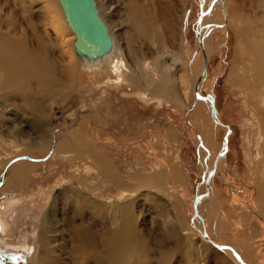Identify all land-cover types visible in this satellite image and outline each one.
<instances>
[{
  "label": "rangeland",
  "instance_id": "obj_1",
  "mask_svg": "<svg viewBox=\"0 0 264 264\" xmlns=\"http://www.w3.org/2000/svg\"><path fill=\"white\" fill-rule=\"evenodd\" d=\"M0 1L4 30L19 27L23 9L31 10L32 26L48 15L42 2L27 9L20 0ZM97 1L120 45L118 58L123 55L140 74L147 75L148 65L158 68L169 85L135 76L108 84L106 79L116 78L110 67L102 73L80 68L74 85L56 72L40 147L25 146L18 134L28 114L19 106L5 110L0 216L8 219L11 234L0 235V264H239L192 227L199 222L193 200L200 192L214 238L249 264H264L258 185L264 179V59L257 63L256 55L264 53V0H226L227 24L204 34L211 53L201 92L213 96L217 117L231 128L225 148L227 128L216 125L211 102L205 100L192 115L190 96L183 93L188 74L202 72L196 29L201 34L216 18L222 21L220 0ZM201 115L207 117L203 132L209 134L210 157L223 151L213 193L204 198ZM81 136L83 149L76 146ZM60 143L65 145L57 153ZM94 155L106 159L108 168L98 169ZM26 165L29 174L21 182L12 179ZM146 177L154 184L143 181ZM12 198L20 199L16 210L3 209Z\"/></svg>",
  "mask_w": 264,
  "mask_h": 264
},
{
  "label": "bare ground",
  "instance_id": "obj_2",
  "mask_svg": "<svg viewBox=\"0 0 264 264\" xmlns=\"http://www.w3.org/2000/svg\"><path fill=\"white\" fill-rule=\"evenodd\" d=\"M20 2L22 3V5L27 4L26 6H24L27 9L30 7V4L32 3L38 4L42 2L43 5L40 7V9L42 10V12H45L48 14V15L46 14L47 16L45 17V19L41 21L43 22L42 25H40L41 23L39 24L37 23L36 26H32V23H35L34 17L31 16V13H27V12H30L31 10L23 9L24 15H22V21L19 20L20 22H17V24L19 23L18 24L19 27L13 28L12 27L13 25L12 26L9 25L4 30V28L2 27V24L4 23V21L1 20L4 12L2 13L1 11L3 9V6H2V2L0 1V6H1L0 7V11H1L0 12V85H1L0 100H3L4 98L3 102L2 103L0 102V118L4 119L5 112H6L5 110H7L9 106L10 107L19 106L20 110L28 114V117H30V119L25 120L26 126L23 127V129L21 127L22 132L20 130L18 131L19 132L18 134L21 136L22 141L25 144V146L40 147L43 144L42 139L45 138L47 134V122H48V117H49L50 108H51V105H50L51 95L55 94V92L52 89L53 87L52 88L50 87L53 86L58 81L57 80L58 75L56 72L61 73V75L65 76V78L67 79L69 83L74 85L77 81V73H78L77 70H79L80 68L88 69L92 73L93 72L102 73L104 71H108L110 67L108 72H111L113 70L114 71L113 75L115 74L116 78L113 79L109 77V79H106L105 83H108V84L119 83V82H122L123 80H127L128 78L131 79V77L135 76L139 78L140 80H143V78L144 80H146V78L149 77V79H153V80L155 79L156 84L162 83V84H165V87H168L169 85L168 82L163 81L162 78L160 77V74H159L160 71L158 68L153 69V68H150L151 66L148 65L147 75H145V73L140 74L138 68L132 69L131 67L128 66V64L125 61V57L123 55L121 56V58H118V52H119L120 45L117 39L115 38V36L113 35L112 29L108 21L106 20L107 17L105 18L102 7L99 5L97 0H95L96 5L99 9L101 16L103 17V19L105 20L109 28V32L112 37V45H111L110 50H108L102 56L94 57V58H87L85 55H79L74 50L73 40H74L75 34L73 30L71 29V27L67 24V21L63 14V10H62L59 0H20ZM220 2H221V7H222V11H220L221 12L220 15L223 14L222 16L223 23H221L222 21L219 22V19L221 18L219 17V18H216L215 20L216 23L213 21L212 25H210L207 30L202 31L201 34L198 31L199 42H201V45L199 44L200 46L198 47L202 50V52L206 53L207 61L209 59L208 56L211 53L210 46L208 45L210 42V37H209V34L207 35V37L206 36L204 37V34H206L207 32L208 33L211 32L213 28L217 26L218 24L226 25L227 24L226 22L228 20L227 19L228 9L226 8L227 2L226 0H220ZM53 3H58V4H53ZM41 16L43 17V15ZM41 16L40 18H42ZM11 19L12 17H10V19L9 18L7 19L8 23L11 22ZM129 33L128 31L125 32V36L129 35ZM256 55L258 58L257 63H260L264 59V56H263L264 53L263 52L258 53L257 51ZM195 70L193 69L192 72L188 74L189 75V89H187V83L185 81L184 90H183V93L186 98L188 94L190 96L189 107L191 106L193 108L191 112L192 115L194 111H199V110L201 111V106L204 105L205 100L208 99L212 104L210 97L204 100L203 98L195 97L196 93L200 96L202 95L201 90L203 86V80L206 76V71H207L205 70L203 72V55H202L201 74H199V72L201 71V68L198 71H195ZM231 72L235 76V77L232 76V78L235 80V78H237L236 77L237 74H235L236 68H232ZM199 77H200V80L198 81ZM151 85H152V88H154V83H152ZM161 88H164V87L161 86ZM61 94H64V93H61ZM165 94H166V91H165ZM214 105H215V101H214ZM198 107H199V110H197ZM212 116H213L214 121L215 119L219 120V118L217 117L218 111H217L216 105H215V111L213 112ZM204 117L205 116L201 115L198 120V124H197L198 129L200 132H202V134L205 133L203 132L204 131L203 128L206 125V119H204ZM218 124L220 123H216V125ZM230 131H231V128H230ZM205 134L204 136H201V140H202L201 142L202 145L200 147V154L202 157L201 163L203 165L205 178L207 177V173L211 172V175L209 177V181L207 185L204 180L203 198L205 197V195L207 196L210 191H212V185H213L212 177L215 174V170L220 169L219 159L223 152V151L220 152L217 155L216 159L211 158L210 154L212 152L210 153V149H209L210 143L208 145L209 134L208 133L206 135ZM227 139H228V136H227ZM84 143H85V139L84 137L81 136L76 141L77 148L83 149ZM64 145L65 144L60 143L56 149V152L62 153ZM67 147L69 148V144H67ZM94 160H95V163L98 169H100V166H103L105 169L108 168L107 167L108 162L106 161V159L94 155ZM28 174H29L28 166L27 165L22 166L16 169L12 179L19 178L21 182L25 178V176ZM157 177H160V175H158ZM259 179H260L258 182L259 196L264 206V179L263 178L261 179L260 177ZM143 181H145L146 183L154 184V180L153 179L150 180L147 177L143 179ZM162 186L163 185L161 184V188H163ZM73 187L74 186H72L71 188ZM125 192L126 191H124V193ZM82 197H83L82 194L79 195V198H82ZM214 199L217 203H219L218 192H215ZM19 200L18 198L17 199L12 198V200L8 203L9 207L2 206V208L7 209L8 211H11L16 207V204L19 202ZM205 200L203 201L202 193L200 192L198 201L196 203V212H195L196 215L199 214L197 218L199 222L196 221L195 222L196 226L192 225V227L195 228V231H197L198 233H201L202 236L205 238V240L209 242L210 244L214 245L213 242H215L217 244L222 245L220 242H218L214 238V235H212V233L210 232V229L212 226L209 227L210 225L207 224L208 222L207 219L204 218V215H202L204 211V207H205ZM200 202H201V205H199ZM113 206L115 205L113 204ZM262 210H264V208ZM206 227L210 229H207ZM8 234L9 235L11 234V224L9 223L8 219L5 220L3 217L0 216L1 238L7 237ZM110 244H113V239L107 246L106 248L107 251L110 250ZM215 247L220 250L230 251L232 253L233 258L237 260V263L242 264L239 258H237L236 254L240 257V259L245 264H249L248 262H246V259H244L245 257H243V255H240L231 246L229 245L225 246L224 244L222 248H219L217 246ZM231 253H230V256H231ZM110 256H111V252H110Z\"/></svg>",
  "mask_w": 264,
  "mask_h": 264
},
{
  "label": "water",
  "instance_id": "obj_3",
  "mask_svg": "<svg viewBox=\"0 0 264 264\" xmlns=\"http://www.w3.org/2000/svg\"><path fill=\"white\" fill-rule=\"evenodd\" d=\"M63 14L67 21V24L73 30L75 37L73 40V48L79 55H85L87 58H94L102 56L108 50H110L112 45V37L109 32V28L101 16L99 9L96 5L95 0H59ZM210 5V4H209ZM206 6L205 9L200 10L198 17V22L201 19V15L209 11L210 6ZM196 35L198 36V29H196ZM201 45V42H199ZM207 68V55L203 52V72ZM201 77V76H200ZM200 77L198 81L200 80ZM196 98L206 99L211 98V112L215 111V105L213 96L206 93L204 95L195 94ZM216 123H220L227 128V132L224 138V146L227 145V136L230 131V127L226 123H222L220 120L215 119ZM223 153V152H222ZM219 153H217L218 155ZM216 155V156H217ZM211 172L207 174L205 183L207 185ZM203 180V178H202ZM198 193L194 198V210L196 212V203L198 201ZM213 244L219 248H222L224 245ZM227 246V245H225ZM235 253V252H234ZM236 254V253H235ZM237 258L241 261L242 264H245L240 257L236 254Z\"/></svg>",
  "mask_w": 264,
  "mask_h": 264
},
{
  "label": "flooded vegetation",
  "instance_id": "obj_4",
  "mask_svg": "<svg viewBox=\"0 0 264 264\" xmlns=\"http://www.w3.org/2000/svg\"><path fill=\"white\" fill-rule=\"evenodd\" d=\"M1 244V243H0Z\"/></svg>",
  "mask_w": 264,
  "mask_h": 264
}]
</instances>
